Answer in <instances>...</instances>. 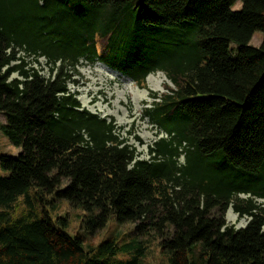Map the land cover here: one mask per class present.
Segmentation results:
<instances>
[{
	"label": "trees",
	"instance_id": "obj_1",
	"mask_svg": "<svg viewBox=\"0 0 264 264\" xmlns=\"http://www.w3.org/2000/svg\"><path fill=\"white\" fill-rule=\"evenodd\" d=\"M82 61L172 84L143 110L163 133L147 158L68 89ZM0 113L20 148L0 153V264H141L136 237L86 242L111 218L165 264H264V0H0Z\"/></svg>",
	"mask_w": 264,
	"mask_h": 264
},
{
	"label": "rangeland",
	"instance_id": "obj_2",
	"mask_svg": "<svg viewBox=\"0 0 264 264\" xmlns=\"http://www.w3.org/2000/svg\"><path fill=\"white\" fill-rule=\"evenodd\" d=\"M238 6L239 2H236L233 9H236ZM261 39L262 33L255 32L249 43L253 46H257L261 42ZM38 61L39 65H37V68L40 69V73L43 76H47L48 71L44 64V58H39ZM31 63V58H27L22 62L20 61L23 69H26ZM96 68H100L101 71L103 70L102 72L105 75L103 77V82L98 79L99 76L94 71ZM76 70V73L72 77L74 82L68 83V89L76 93L80 106L101 117L112 119L114 124L120 129L121 136L127 139V143L139 153L140 157L147 158L148 146L159 136L163 135V133L143 115V110L145 107L152 105V94L159 96L167 92L168 86H172L166 76L162 72L149 74L152 78H157L161 74L165 77L158 91L152 89L154 88L153 86L149 87L150 85L147 84L146 78L141 85H138L129 77L122 75L120 72L108 67L100 61H82V63L77 66ZM88 72H91V74H88ZM15 76L16 74L12 75V77ZM122 80L130 82L132 91L125 95H121L120 103H117V95L113 87L115 85L121 86L123 83ZM118 88L120 89V87ZM142 91H145L144 98L136 101L133 97H135L136 94H141ZM110 92L112 93L111 95L109 94ZM3 122L4 116L0 113V124ZM19 151L20 148L11 145L0 131V153L16 155ZM258 201L262 202L263 200L259 199ZM49 209L51 210L52 216H66L69 223L68 230L70 232L75 233L80 230V222L83 214L80 209L70 206L64 200H54L52 204H49ZM14 210L19 213L22 210V204L18 203ZM228 210L230 211L228 212ZM228 210L225 213V221L228 225L238 228L247 223L248 218L246 216H239L231 207H229ZM132 227L133 224L116 225L114 219L111 218L105 228L88 238L86 242L90 246H95L105 237L111 234H117V243L118 245H122L130 241L131 238L136 237L141 240L145 246L141 264H165L166 255L161 251L158 245V238L151 233L135 236L132 234Z\"/></svg>",
	"mask_w": 264,
	"mask_h": 264
},
{
	"label": "bare ground",
	"instance_id": "obj_3",
	"mask_svg": "<svg viewBox=\"0 0 264 264\" xmlns=\"http://www.w3.org/2000/svg\"><path fill=\"white\" fill-rule=\"evenodd\" d=\"M91 69V68H90ZM96 73H97V75L99 76V80H101V82H103V77L105 76L104 75V73L101 71V69L100 68H96L95 70H94ZM88 74H91V72H88ZM107 77V76H106ZM110 77V76H109ZM114 77V76H113ZM160 77V78H159ZM159 77H155V78H152L151 77V75H147L146 76V82H147V84L148 85H150L149 87H151V86H153L154 88H152V89H154V90H160V88H159V86L163 83V81H164V79H165V77H163V75L161 74ZM108 79V78H107ZM123 81V83H122V85L121 86H117V85H115L114 87H113V89L115 90V92H116V95H117V100H116V102L117 103H120V98H121V95H125V94H127V93H130L131 91H132V89H131V85H130V82H127V81H124V80H122ZM120 85V84H119ZM107 87V86H106ZM118 87H120V89L118 88ZM149 89V88H148ZM140 91H141V89H140ZM146 93H148V92H146ZM110 95L112 94L111 92L109 93ZM144 94H145V91H142V93L141 94H136L135 95V97H133V98H135L136 99V101L137 100H139V99H143L144 98ZM123 104V103H122ZM136 105V104H135ZM119 106V105H118ZM123 110V109H122ZM230 210H228V212H229Z\"/></svg>",
	"mask_w": 264,
	"mask_h": 264
}]
</instances>
